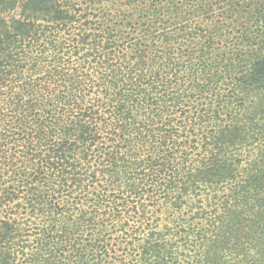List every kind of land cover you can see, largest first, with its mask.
<instances>
[{
	"label": "trees",
	"instance_id": "obj_1",
	"mask_svg": "<svg viewBox=\"0 0 264 264\" xmlns=\"http://www.w3.org/2000/svg\"><path fill=\"white\" fill-rule=\"evenodd\" d=\"M0 264H264V0H0Z\"/></svg>",
	"mask_w": 264,
	"mask_h": 264
}]
</instances>
